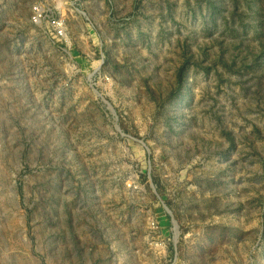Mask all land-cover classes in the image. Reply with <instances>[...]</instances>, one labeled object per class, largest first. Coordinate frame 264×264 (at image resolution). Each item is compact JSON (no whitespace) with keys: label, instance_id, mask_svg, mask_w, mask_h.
I'll list each match as a JSON object with an SVG mask.
<instances>
[{"label":"rangeland","instance_id":"rangeland-1","mask_svg":"<svg viewBox=\"0 0 264 264\" xmlns=\"http://www.w3.org/2000/svg\"><path fill=\"white\" fill-rule=\"evenodd\" d=\"M0 264H264V0H0Z\"/></svg>","mask_w":264,"mask_h":264},{"label":"built area","instance_id":"built-area-1","mask_svg":"<svg viewBox=\"0 0 264 264\" xmlns=\"http://www.w3.org/2000/svg\"><path fill=\"white\" fill-rule=\"evenodd\" d=\"M54 26L56 27V28H60V29H63V26H61V24L60 23H56V22H54ZM59 33H62V31L61 30H59Z\"/></svg>","mask_w":264,"mask_h":264}]
</instances>
